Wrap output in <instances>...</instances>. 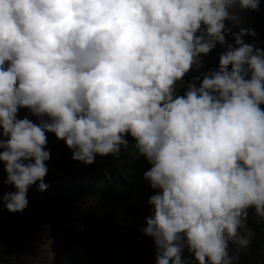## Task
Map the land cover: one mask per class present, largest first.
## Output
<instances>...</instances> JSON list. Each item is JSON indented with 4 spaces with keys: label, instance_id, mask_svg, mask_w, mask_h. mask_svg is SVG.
Listing matches in <instances>:
<instances>
[{
    "label": "clouds",
    "instance_id": "clouds-1",
    "mask_svg": "<svg viewBox=\"0 0 264 264\" xmlns=\"http://www.w3.org/2000/svg\"><path fill=\"white\" fill-rule=\"evenodd\" d=\"M259 7L0 0V162L14 189L4 208L21 213L29 188L47 189L46 134L85 166L130 137L154 192L139 231L155 264H239L255 235L250 213L264 223V50L244 40L256 38L245 15ZM217 45L218 66L185 84ZM53 243L38 242L33 264H55Z\"/></svg>",
    "mask_w": 264,
    "mask_h": 264
},
{
    "label": "rangeland",
    "instance_id": "rangeland-1",
    "mask_svg": "<svg viewBox=\"0 0 264 264\" xmlns=\"http://www.w3.org/2000/svg\"><path fill=\"white\" fill-rule=\"evenodd\" d=\"M245 20L246 26L256 33L255 40L244 37L245 42L264 50V16L254 11L246 14ZM232 32L238 29L233 28ZM226 41L234 44L230 36H226ZM26 115L38 123L26 109L19 110L18 118ZM5 178L0 162V264H33L37 244L45 235L54 242L51 250L55 264H155L154 259L140 255L132 247L130 226L119 225L108 240L97 238L105 233L99 229V223L121 209L120 204L85 196L69 203L48 201L30 216H26L30 206L21 213L10 214L2 200L4 193L14 189L4 184ZM33 189L35 185L27 192L30 202ZM247 227L255 235L248 247L241 250L239 264H264V223L254 222L250 213ZM229 251H234L232 245Z\"/></svg>",
    "mask_w": 264,
    "mask_h": 264
},
{
    "label": "trees",
    "instance_id": "trees-1",
    "mask_svg": "<svg viewBox=\"0 0 264 264\" xmlns=\"http://www.w3.org/2000/svg\"><path fill=\"white\" fill-rule=\"evenodd\" d=\"M259 12L264 16V0H260ZM222 51L223 48L217 45L207 56L202 57V67L198 72L190 70L184 77V83L218 66ZM261 107L264 109V105ZM46 137L50 159L46 162L48 172L44 182L48 187L39 192L35 186L31 191L32 202L28 201L30 209H27L26 216L42 208L48 201L69 203L89 196L118 203L122 208L99 223V229L105 233L97 238L99 241L108 240L119 225L130 226L134 250L148 259H154L152 240L139 231L149 214L147 199L154 192L143 182L142 173L148 165L136 152L131 138H128L129 146L122 147L116 156H97L93 164L85 166L71 159L72 154L63 141L57 140L53 134H46Z\"/></svg>",
    "mask_w": 264,
    "mask_h": 264
}]
</instances>
